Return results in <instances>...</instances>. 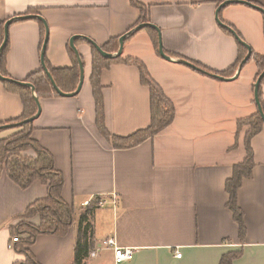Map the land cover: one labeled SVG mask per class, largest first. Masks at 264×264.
<instances>
[{
	"label": "crops",
	"instance_id": "crops-1",
	"mask_svg": "<svg viewBox=\"0 0 264 264\" xmlns=\"http://www.w3.org/2000/svg\"><path fill=\"white\" fill-rule=\"evenodd\" d=\"M136 1L147 8L148 22L157 27L163 51L172 60L199 64L211 75L232 68L238 59L237 41L217 21L230 27L253 55H264L263 13L239 3L220 7L237 0ZM239 1L264 10V0ZM28 11L41 16L48 29L44 56L51 69L72 66V37H77L74 44L84 65L80 93L40 99L41 113L33 121L31 137L51 154L63 176L61 197L74 214L65 235L35 238L29 250L36 263L74 264L77 222L87 208L84 203H94L89 221L93 246L83 264H116L113 249L103 246L107 239L132 249V259L122 264H219L229 255H237L232 264H264V126L250 141L254 167L237 192L243 237L224 190L233 166L245 156L247 127L238 134L237 122L257 111L255 62L246 63L235 80L223 82L159 57L147 32L131 35L121 56L144 64L173 104L175 119L134 148L114 150L96 129L89 83L92 51L83 38L103 48L134 29L140 12L129 0H0V45L5 22ZM37 21L9 25L7 79L24 82L41 68L44 36ZM260 87L264 112V84ZM101 89L111 135L126 137L149 126L150 91L141 85L135 67L103 69ZM22 112L20 98L6 92L0 80V126L12 124ZM16 131L0 129V142ZM46 195L45 184L34 181L23 190L0 173V264L24 260L9 249L12 229L23 221L28 206ZM29 221L39 224L38 217ZM176 251L180 259L174 257Z\"/></svg>",
	"mask_w": 264,
	"mask_h": 264
},
{
	"label": "trees",
	"instance_id": "trees-1",
	"mask_svg": "<svg viewBox=\"0 0 264 264\" xmlns=\"http://www.w3.org/2000/svg\"><path fill=\"white\" fill-rule=\"evenodd\" d=\"M129 2L138 10V12H140L137 25L149 23L147 8H144L136 0H129ZM26 14L36 15L34 11H28ZM37 22L40 24V30L43 38L45 30L43 29L41 22L39 20ZM223 30L226 34L231 36L227 29L224 28ZM1 31L3 37V30ZM140 31L147 32L150 35L157 52L159 43L157 32L151 27H146ZM118 39L119 38L110 40L108 44L102 48L103 51L108 54H115L119 45ZM90 47L92 51V68L89 83L95 105L96 129L98 134L104 138L114 150L134 148V146H137L156 136L174 121L175 108L173 104L165 97L161 89L158 88V86L152 81L142 62L135 58H123L121 55L116 56L114 59H106L100 56L92 45H90ZM7 50L8 42L6 43V47L4 48L0 58V74L2 77L6 78L8 76H6L4 69V58ZM69 54L72 59V66L68 69H51L44 56L46 68L52 76L53 82L59 90L67 94L75 91L79 81L77 59H75L72 50L69 51ZM237 55L238 59L232 68L224 73L216 74L222 77H231L235 74L239 63L246 56V48L238 42ZM251 60L255 62L258 70L257 76L255 77L256 80V78L264 71V55H253L251 53V58L248 62ZM116 64L135 67L138 73H140L141 85L145 88H149L150 91L149 104L151 121L149 126L144 129L137 130L133 132V134L126 137L111 135L106 129L104 120L101 71ZM193 64L202 69L199 64ZM26 82L33 85L38 100L59 97L57 93L53 91L50 80L44 74L42 68H40L38 72L30 74L26 79ZM2 84L6 92H10L20 98L23 107L21 116L13 120L12 123L23 122L25 119H28L36 114L37 106H35L32 93L27 87L3 81ZM263 84L264 77L261 80L260 85L262 86ZM260 95L261 90H259V101L261 102L263 110ZM263 126V122L257 111L250 117L241 119L236 125L238 134L241 133L243 127H247L243 143L245 147V156L241 163L233 166L232 175L225 183L224 190L225 193L228 194L227 208L232 211L233 220L238 225L240 237H243L245 229L244 224L242 223L243 214L237 205V192L241 187L243 180L249 178L251 175L254 162L250 141L260 132ZM16 128L18 130L17 132L0 142V173L4 171L9 180L17 184L23 190L27 189V187H29L34 181L45 184L47 186V195L43 198V200L30 204L23 213L24 215L21 218L23 221L12 229V239L14 237L18 238L13 244L14 249L24 258L23 261H19L14 264H37L31 251L29 250L35 241V238L44 234L56 236L65 235L69 228L74 224V214L72 213L71 208L61 197L64 186L63 176L60 171H57L54 168L51 154L43 147L41 148V146L31 137L32 131L34 130L33 123H26ZM235 146L236 141L233 147ZM27 152L32 153V156L28 155ZM95 209L96 205L94 203H90L84 210L83 214L80 215L77 222L73 258L74 264H83L93 246V228H91L89 221L93 216ZM35 217L39 218L38 225H34L29 221ZM236 257L237 255L224 256L220 260L219 264H232L233 259Z\"/></svg>",
	"mask_w": 264,
	"mask_h": 264
},
{
	"label": "water",
	"instance_id": "water-1",
	"mask_svg": "<svg viewBox=\"0 0 264 264\" xmlns=\"http://www.w3.org/2000/svg\"><path fill=\"white\" fill-rule=\"evenodd\" d=\"M237 3L242 4V5H246V6H248L251 9H253V8L257 9L261 13H263V15H264V10L263 9L258 8L254 4L252 5L250 3H247V2H244V1H239V0H237V1H226V2L222 3V5L220 7H222L223 5H226V4H237ZM23 20H39L43 24V29L45 30V32H44V38H43V41H42V44H41L42 47H41V50H40L39 60H40L41 68H42L44 74L50 80V84H51V87H52L53 91H55L57 93V95L59 97H62V98H71V97H74V96L78 95L80 93V91H81L80 89H81V87L83 85V82H84V75H83L84 65H83L82 59H80V56H79L78 51H77V49L75 47V44H74V41L77 39V37H72L69 40V44H70V48L72 49V51L74 53L75 59H77L79 81H78V84H77V86L75 88V91L67 94V93L62 92L61 90H59L57 88L56 84L53 82L52 76L50 75V73L48 72V70L46 68L44 55H45V50H46V46H47L46 42L48 40V29L46 27L45 22L43 21V19L39 15L37 16V15L26 14V15H23V16L10 18V19L7 20V22H5V24L3 25L4 36H3L2 43L0 45V58H1V54H2V52L4 50V48L6 47V43L8 41V27H9V25L12 24L13 22L23 21ZM217 23L222 28L223 27L226 28L230 32V34L233 36L234 40H236L238 43H240L241 45H243L246 48V56L239 63V66L236 69V73L231 78H222V77H220L218 75L208 74L205 71H202L200 68H198L194 64H191L188 61L183 60V59L172 60V58L167 56L164 53V51H163V48H162V45H161V42H160V39H159V31H158L157 27L153 26L150 23L139 24V25L135 26L134 29H131V31H129L128 33H126V34L122 35L121 37H119V39H118L119 45H118V49H117L115 54L106 53L105 51H103V49L101 47H98L97 45H95V43H92L87 38H83V40L84 41L86 40L89 44H91L95 48V50L99 53V55L102 56L103 58L114 59V58H116V56L121 55L123 47H124V41L127 38L131 37V35L135 34L136 32H139L140 30H142V29H144L146 27H151L158 34V42L159 43H158L157 53H158L159 57L163 58L166 61L173 62L175 64L184 65V66L190 68L191 70H195V71L200 72L202 74H205L207 76L210 75L211 77H213L214 79H217L219 81H223V82L224 81H232V80H235L236 78H238L239 73L241 71L240 69L250 60V58H251V50L243 42V40H241L239 38V36L236 35V33L230 27L222 25L219 21H217ZM263 77H264V71L256 78V80H255V82L253 84L254 85V87H253V101L255 102V106L257 108V112H258L259 116L261 117V120H262L263 125H264V112L262 110L261 102L259 101V90H260V86H261L260 83H261V80L263 79ZM0 80L3 81V82H7V83L11 82V83H14V84L22 86V87H27L32 93V96H33V99H34V102H35V106H37V112L32 117H30L28 119H25V121L20 122V123H12L10 125L0 126V129L16 128V127H20V126H22V125H24L26 123H33V121H35L39 117V115L41 113V106L39 105V100H38V98L36 96V91H35L33 85L30 84L29 82H26V81L18 82V81H15L13 79H10V78L7 79L5 77H2L1 74H0Z\"/></svg>",
	"mask_w": 264,
	"mask_h": 264
},
{
	"label": "built area",
	"instance_id": "built-area-1",
	"mask_svg": "<svg viewBox=\"0 0 264 264\" xmlns=\"http://www.w3.org/2000/svg\"><path fill=\"white\" fill-rule=\"evenodd\" d=\"M85 207L89 206V203H84ZM18 238L14 237L10 243H9V249L13 250L14 249V243L17 241ZM103 246L106 247H111L113 249V258L115 259V263L116 264H122L123 262L129 261L132 258V249L129 248H119L116 246V244L113 242V240L111 239H107L106 241H103ZM92 256L95 255V253L91 254ZM174 257L177 259H180V253L178 251H176L174 253Z\"/></svg>",
	"mask_w": 264,
	"mask_h": 264
},
{
	"label": "rangeland",
	"instance_id": "rangeland-1",
	"mask_svg": "<svg viewBox=\"0 0 264 264\" xmlns=\"http://www.w3.org/2000/svg\"><path fill=\"white\" fill-rule=\"evenodd\" d=\"M17 131H18V130H17ZM17 131H16V132H17Z\"/></svg>",
	"mask_w": 264,
	"mask_h": 264
}]
</instances>
